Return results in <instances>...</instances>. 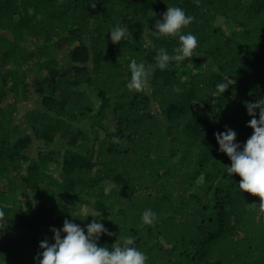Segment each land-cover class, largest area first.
Returning a JSON list of instances; mask_svg holds the SVG:
<instances>
[{"label":"trees","instance_id":"16d2710c","mask_svg":"<svg viewBox=\"0 0 264 264\" xmlns=\"http://www.w3.org/2000/svg\"><path fill=\"white\" fill-rule=\"evenodd\" d=\"M168 6L193 17L181 32L198 44L161 70L158 49L173 56L180 43L153 35ZM117 26L127 38L113 43ZM133 58L148 70L140 92L126 87ZM225 76L235 83L219 95ZM262 96L264 0H0V263L35 264L52 227L94 219L80 214L88 205L112 233L97 245L134 236L146 264H264L260 198L240 192L213 135L227 125L242 147L245 102ZM22 125L64 150L33 155Z\"/></svg>","mask_w":264,"mask_h":264},{"label":"clouds","instance_id":"9594fccd","mask_svg":"<svg viewBox=\"0 0 264 264\" xmlns=\"http://www.w3.org/2000/svg\"><path fill=\"white\" fill-rule=\"evenodd\" d=\"M93 7L95 4L92 5ZM193 20L191 15H186L184 9L179 6L167 7L161 20L155 21L153 35L158 37H178L180 43L174 49L175 55L170 56L164 49H158L155 57V67L161 70L169 67L170 61L182 62L185 58L193 57L197 48V38L192 33L183 34L181 29L189 25ZM110 40L115 43L127 38V29L117 26L110 30ZM131 73L126 87L136 92L145 89L148 70L145 64L137 62L133 58L128 65ZM235 81L225 76L216 84L219 95L223 93ZM179 91V89H175ZM247 114L251 117L247 121L253 131L244 142L243 146L236 141V132L225 126L224 131L213 133L218 150L228 156L231 161L227 166V173H236L241 178L238 183L240 192H248L258 195L260 198L259 210L264 213V96L255 102H245ZM256 109H259L258 119ZM80 214L91 216L94 219L81 227L69 219L63 221L61 228H51L53 241L47 239L39 242L41 252L34 257L35 264H146V254L135 246V237L127 236L120 244H114L111 248L98 246L96 241L101 234L109 236L112 233L100 222L101 212L84 206ZM157 214L151 209H145L141 214V222L145 225H153ZM86 229V231H85ZM63 233V237L61 235Z\"/></svg>","mask_w":264,"mask_h":264},{"label":"rangeland","instance_id":"374dc122","mask_svg":"<svg viewBox=\"0 0 264 264\" xmlns=\"http://www.w3.org/2000/svg\"><path fill=\"white\" fill-rule=\"evenodd\" d=\"M230 29V28H229ZM228 30V29H227ZM204 66V64H201V66L200 67H203ZM176 68V70H178V71H181L182 69L180 68V67H175ZM45 74V73H44ZM43 74V75H44ZM33 78H34V76L32 75V72L31 71H29V74H28V79L26 80V82L27 83H31L30 81L31 80H33ZM30 94H29V96H31V92H32V90H30V91H28ZM10 96H12V94H10ZM9 96V97H10ZM33 99H35V101L36 100H39V97L37 96L36 98H32V101H33ZM5 101H8V98H5ZM9 101H12V99L11 98H9ZM30 100H28L27 102H29ZM25 102V101H24ZM26 103V102H25ZM25 106V104H23V103H21V102H18V106ZM29 105H32V104H29ZM29 105H28V107H29ZM12 117H14L15 118V115H12ZM11 117V118H12ZM18 119V118H17ZM19 123V122H18ZM19 130L22 132V135L23 134H29L30 135V137L33 139V155H35L36 153H37V150H42V151H44V150H46V149H49V148H52V149H55V150H58L59 152H62V150H64L61 146H60V144H57V142L58 141H61V138H57L58 137V134L55 136V138H56V140H55V138H54V143H52L51 145H50V142H48V141H43L44 139H42V138H44L43 137V135H40L39 134V132H37V134H38V139H34L33 138V135H32V132H31V129L28 127V125H27V127H25V125H22V127H20L19 128ZM11 140H13V139H11ZM175 159L176 158H174V160L172 161V162H175ZM11 165V164H10ZM51 166V165H50ZM22 171H20L19 172V174H23L24 173V167H22ZM57 172L58 171H56L55 172V169L53 170L52 169V171H49L48 172V174H52V175H55V176H57ZM13 182H15V185H16V192H13V195L15 196V198L16 199H19L20 197L23 199V197L21 196V193H24V192H22V188L19 186V183H18V180H16V179H13L12 180V182L11 183H13ZM102 186V188H104V191L105 192H108V191H110V188L112 187V184L111 183H109V182H107V181H102L101 182V184H100V187ZM197 191L198 192H202L201 190V187H200V185L198 184V181H197ZM12 189V188H11ZM26 199H27V201L28 202H30V203H32L33 201H32V197L30 196V195H28V193H27V195H26ZM88 206V205H87ZM83 208H84V206H83ZM82 208V209H83ZM90 208V207H89ZM82 211V210H81ZM45 237H47V238H49V239H51V240H53V233H52V231H48V232H46L45 233ZM22 247H24V246H22ZM25 248V247H24ZM12 263V262H11ZM10 263V264H11ZM0 264H4V263H0ZM14 264V263H13Z\"/></svg>","mask_w":264,"mask_h":264}]
</instances>
